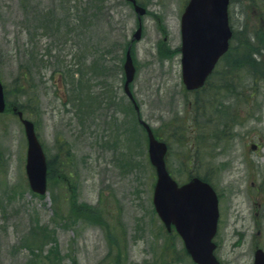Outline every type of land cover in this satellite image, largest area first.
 Masks as SVG:
<instances>
[{
    "label": "rangeland",
    "instance_id": "1",
    "mask_svg": "<svg viewBox=\"0 0 264 264\" xmlns=\"http://www.w3.org/2000/svg\"><path fill=\"white\" fill-rule=\"evenodd\" d=\"M136 1L140 17L127 0H0V80L52 167L34 193L23 126L1 113L0 264H195L155 212L138 117L167 142L179 183L198 173L220 193L219 262L264 250V0H229L230 51L197 92L181 80L187 0Z\"/></svg>",
    "mask_w": 264,
    "mask_h": 264
},
{
    "label": "water",
    "instance_id": "2",
    "mask_svg": "<svg viewBox=\"0 0 264 264\" xmlns=\"http://www.w3.org/2000/svg\"><path fill=\"white\" fill-rule=\"evenodd\" d=\"M138 17L145 9L128 0ZM229 0H188L180 18L181 76L186 89L200 87L211 73L219 57L227 50L231 30L228 23ZM141 26L132 35L139 39ZM124 91L132 99L138 111L129 83L135 68L129 48L123 63ZM6 108L3 85L0 81V113ZM13 111L23 125L26 137L25 173L30 189L38 194L46 192L47 164L42 146L34 130L33 122L23 117L22 111ZM147 135V153L155 170L152 202L154 209L167 230L171 225L181 237L185 250L196 264H220L214 255L218 218V201L213 188L198 177L178 184L165 165L167 145L156 139L150 126L141 118ZM253 264H264V251H254Z\"/></svg>",
    "mask_w": 264,
    "mask_h": 264
},
{
    "label": "trees",
    "instance_id": "3",
    "mask_svg": "<svg viewBox=\"0 0 264 264\" xmlns=\"http://www.w3.org/2000/svg\"><path fill=\"white\" fill-rule=\"evenodd\" d=\"M262 11L264 12V9H262ZM263 12H262V16H263V18H264V13H263ZM232 32H234V31H232ZM233 36H234V33H233ZM231 49H232V48H231ZM229 51H230V47H229L228 51L224 54L223 57H225L226 55H228ZM213 74H214V72H213ZM23 77L26 78L25 73L23 74ZM210 80H211V79H210ZM216 81H218V80H216ZM221 82L225 84L224 79H222ZM223 86H224V85H223ZM227 88H228V85L225 86V89H227ZM230 90H231V89H230ZM231 92H233V90H231ZM5 96H6V99H7V94H6V93H5ZM12 107H16L17 109H20L23 113H25V111L23 110V107H22L21 105H19V104H15V102H12V101L10 102V101L7 99V108H6V110H5L4 112H6L7 110H11V111H12ZM4 112H3V113H4ZM51 172H52L51 163H50V161L47 159V178H48V179H49L50 176H51Z\"/></svg>",
    "mask_w": 264,
    "mask_h": 264
},
{
    "label": "flooded vegetation",
    "instance_id": "4",
    "mask_svg": "<svg viewBox=\"0 0 264 264\" xmlns=\"http://www.w3.org/2000/svg\"><path fill=\"white\" fill-rule=\"evenodd\" d=\"M206 84L208 85V80L205 81V83L203 84V86H201V87L198 88V89L192 90V91L197 92V91H199V90L205 88ZM255 147H256V145L254 144V145H253V148H255ZM193 176H198V177H200L202 180L207 181L208 183H210V184L212 185V187H213L214 190L216 191L217 198H218V206H219V207H218V208H219V216H218L217 223H218V225H219V223H220V221H221V218H222V211H221V208H220V202H221L222 199H221V195H220V193L216 190V188H215V186L213 185V183H212L211 181L207 180V178L204 177L203 175L197 173L196 175H193ZM188 179H189V178H188ZM188 179H186V181H187ZM251 209H252V206H251ZM250 212H251V211H250Z\"/></svg>",
    "mask_w": 264,
    "mask_h": 264
}]
</instances>
